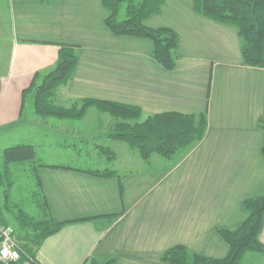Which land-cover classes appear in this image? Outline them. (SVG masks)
<instances>
[{
	"label": "crops",
	"instance_id": "crops-1",
	"mask_svg": "<svg viewBox=\"0 0 264 264\" xmlns=\"http://www.w3.org/2000/svg\"><path fill=\"white\" fill-rule=\"evenodd\" d=\"M102 1L3 2L8 43L0 47V133L22 124L39 126L31 103L29 116L24 115L22 92L36 74L54 67L61 45L76 47L77 63L70 82L57 91L59 106L111 102L137 107L143 119L204 114L206 132L176 165L157 155L146 162L137 154L141 161L132 170L128 165L136 155L121 149L125 153L119 156L116 144L122 142L107 137L114 124L108 115L91 107L79 121L41 119L54 135L91 141L98 154L107 147L111 156L103 166L95 162L94 170L64 164L37 170L51 217L69 223L41 243L35 260L166 264L162 255L176 246L222 259L229 248L217 231L238 228L247 216L242 203L264 195V69L246 66L235 26L198 14L194 0H164L159 13L143 24L177 35L175 66L167 71L152 59L149 40L107 29L110 13ZM87 118L90 126L73 125ZM89 171L113 174L96 177ZM259 239L264 245V225ZM247 260L257 264L252 256Z\"/></svg>",
	"mask_w": 264,
	"mask_h": 264
},
{
	"label": "trees",
	"instance_id": "trees-1",
	"mask_svg": "<svg viewBox=\"0 0 264 264\" xmlns=\"http://www.w3.org/2000/svg\"><path fill=\"white\" fill-rule=\"evenodd\" d=\"M35 1L50 4L57 0ZM163 3L164 0H103V7L110 13L104 24L115 36L149 40L153 45L152 59L163 69L171 71L176 61L174 52L178 47L177 35L169 29L153 30L143 24L148 17L159 13ZM194 10L217 23L235 26L246 66L264 69V0H194ZM76 63V47L61 45L54 67L43 75L36 74L29 87L22 92V108L30 98L33 113L40 119L79 121L85 112L93 107L114 120L107 137L125 143L146 162L152 155H157L170 166H174L202 141L207 128L204 114L169 113L143 119L137 107L111 102L81 100L71 102L68 108L59 106L55 102L57 91L70 82ZM260 126L264 133V122L260 121ZM101 153L108 154L109 158L111 156V153L103 148ZM262 154L264 155V142ZM34 158L35 151L30 145H17L2 152L0 196H3V202L0 206V220L8 224L3 212L11 215L12 209L16 211L15 239L22 252L18 262L8 264H23L27 257L35 259V251L41 243L69 223L56 221L49 213L37 176L39 168H48L45 165L33 166L37 216L25 213L16 205H8L9 184L6 182V167L10 164L34 163ZM87 173L96 177H108L113 174L110 171ZM242 208L247 216L238 228L217 231L229 248L226 257L212 259L176 246L162 255V261L166 264H245L247 257L252 256L256 263L260 264L264 261V245L259 239L264 225V195L245 200ZM96 264H114V260L108 259Z\"/></svg>",
	"mask_w": 264,
	"mask_h": 264
},
{
	"label": "rangeland",
	"instance_id": "rangeland-1",
	"mask_svg": "<svg viewBox=\"0 0 264 264\" xmlns=\"http://www.w3.org/2000/svg\"><path fill=\"white\" fill-rule=\"evenodd\" d=\"M4 1L5 0H0V47H2V45L5 46L8 43V25L5 15H2L5 10V7L3 6ZM24 107V115L29 116V112L31 111L30 101H27ZM89 119L90 118H87V120L81 123L74 122L73 125H78L79 130L83 129L84 126H90L92 124V122H89ZM38 120L39 126L35 123H31L28 125L22 124L20 128L14 129L11 132L0 133L1 168L3 163V150L17 145H30L35 151L34 163L10 164L6 167V182L9 184L8 205H16L25 213L35 217L37 216V208L35 206L36 198L34 196L36 191V185L33 166L64 164V166H73L76 168H81L82 170H94L93 165L96 164L95 162H98L99 165L103 166L107 164L110 160L108 154H98L97 147L93 148L91 146V141L76 140L77 142L75 143L72 140L66 138V136L54 135V130L51 126V128L49 129L48 126L45 127L42 124L43 122H40V118ZM47 120L49 124L57 122V120L55 119L49 118ZM100 130H102L101 126ZM106 133L107 130H104L102 135H106ZM92 143L95 146L96 141H93ZM113 143L114 142L107 143V146L111 147ZM116 145L117 154H119V156H122L125 153L121 151V149H124V151L127 150L129 151V153H134L136 155L131 156L134 157V159H131V164L128 165L132 170L136 169L141 161L140 158L137 156V153L135 151H130L128 147L123 143H119ZM98 151L101 152V149H98ZM91 153H95L94 157H96V159H92ZM70 155H73L72 158L74 160H71ZM97 155H99L98 158ZM128 166L127 169L131 170ZM0 200L1 206L3 202L2 195L0 196ZM10 213L11 215L4 211L3 217L7 221V223L12 226L15 231V234L17 235L16 221L14 218L16 215V211L12 209ZM245 264H248V260Z\"/></svg>",
	"mask_w": 264,
	"mask_h": 264
},
{
	"label": "built area",
	"instance_id": "built-area-1",
	"mask_svg": "<svg viewBox=\"0 0 264 264\" xmlns=\"http://www.w3.org/2000/svg\"><path fill=\"white\" fill-rule=\"evenodd\" d=\"M22 257L15 231L9 224L0 220V263H15ZM23 264H39L34 258L27 257Z\"/></svg>",
	"mask_w": 264,
	"mask_h": 264
}]
</instances>
